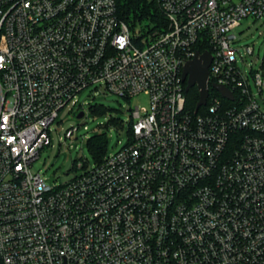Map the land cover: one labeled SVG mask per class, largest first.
<instances>
[{
	"label": "built area",
	"instance_id": "2783aa9c",
	"mask_svg": "<svg viewBox=\"0 0 264 264\" xmlns=\"http://www.w3.org/2000/svg\"><path fill=\"white\" fill-rule=\"evenodd\" d=\"M117 2L0 0V264H264V64L248 73L233 48L264 0H158L167 27L146 31ZM205 52L192 116L183 72ZM91 87L147 105L126 147L51 187L34 164Z\"/></svg>",
	"mask_w": 264,
	"mask_h": 264
},
{
	"label": "rangeland",
	"instance_id": "374dc122",
	"mask_svg": "<svg viewBox=\"0 0 264 264\" xmlns=\"http://www.w3.org/2000/svg\"><path fill=\"white\" fill-rule=\"evenodd\" d=\"M233 34L237 37L233 48L237 50L241 68L248 73L252 69L259 71L264 64V18L243 20ZM247 46L254 47V55H247ZM253 86L254 94L264 110V93L261 95L255 84ZM76 98V106L73 100L60 112L57 122L52 126V145L41 153L40 159L34 164V172L40 173L51 187L65 186L73 181L83 172L79 169L80 163H86L87 169L98 165L89 145L91 139L97 136L107 138V156L126 147L130 140V110L147 105L144 97L127 100L104 93L103 89L96 90L95 87L86 89ZM83 106L86 116L79 119L78 112ZM96 108H103L104 112ZM72 128H79V131L73 139H66V133Z\"/></svg>",
	"mask_w": 264,
	"mask_h": 264
},
{
	"label": "trees",
	"instance_id": "16d2710c",
	"mask_svg": "<svg viewBox=\"0 0 264 264\" xmlns=\"http://www.w3.org/2000/svg\"><path fill=\"white\" fill-rule=\"evenodd\" d=\"M119 17L130 28L141 27L146 30H161L167 27L165 16L160 8L158 0H118ZM208 48H200L199 51L204 52ZM218 95V92L213 88L211 95ZM187 111L192 116H196V107L200 101V92L197 87H193L189 92H186ZM97 111H103V108H96ZM207 108H201L198 115L206 113ZM116 124L118 122L114 121ZM130 134V131H129ZM107 138L97 136L89 141L90 148L98 162L103 163L107 156Z\"/></svg>",
	"mask_w": 264,
	"mask_h": 264
},
{
	"label": "water",
	"instance_id": "95a60500",
	"mask_svg": "<svg viewBox=\"0 0 264 264\" xmlns=\"http://www.w3.org/2000/svg\"><path fill=\"white\" fill-rule=\"evenodd\" d=\"M212 63V55L209 52L204 54L197 53L195 58L189 61L183 72V82L186 83V92H189L193 87H197L200 92V101L196 107V113L207 105L210 95L209 90V69ZM213 88L222 96V98L234 101V95L227 88L219 85H213ZM84 113H81L78 118L83 119Z\"/></svg>",
	"mask_w": 264,
	"mask_h": 264
}]
</instances>
